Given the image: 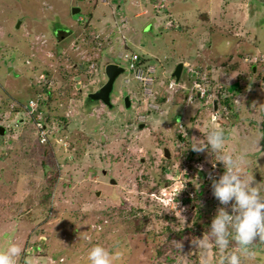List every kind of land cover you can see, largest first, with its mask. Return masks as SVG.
I'll return each instance as SVG.
<instances>
[{
  "label": "rangeland",
  "instance_id": "1",
  "mask_svg": "<svg viewBox=\"0 0 264 264\" xmlns=\"http://www.w3.org/2000/svg\"><path fill=\"white\" fill-rule=\"evenodd\" d=\"M128 51L156 73L119 76L113 109L91 100ZM179 63L199 93L170 88ZM205 82L224 88L227 112L216 92L202 99ZM0 126V252L40 245L30 264H90L100 245L112 264H220L211 223L233 202L206 179L229 153L264 186V0H0ZM193 141L205 151L188 161ZM261 246L242 264H264Z\"/></svg>",
  "mask_w": 264,
  "mask_h": 264
},
{
  "label": "clouds",
  "instance_id": "2",
  "mask_svg": "<svg viewBox=\"0 0 264 264\" xmlns=\"http://www.w3.org/2000/svg\"><path fill=\"white\" fill-rule=\"evenodd\" d=\"M134 56H137L136 60L133 59ZM141 56V54L135 52H132L130 56L127 54L123 56L120 55L119 58L121 59V62L115 64L128 69H130V65L132 63H136L138 67H143L146 64H144ZM155 73L156 72L153 74ZM210 86L211 84L209 82H205V86L202 88L207 95L215 93V90L217 89L216 86V89H213L212 91ZM175 87H187L184 89L187 94H190L188 90H190L191 93L200 90L198 89V86H188L187 84H179ZM216 94L220 96L223 102L226 100L228 103L226 99L227 96L224 92H217ZM28 102H30V104H25V107L22 105L25 108V112L32 108L31 103H33L34 100H30ZM34 112L35 109L31 115H33ZM207 142L211 145L213 150L222 148L224 145L223 130L215 129L208 136ZM189 148L195 153H203L205 151L204 146L197 141H193ZM220 160L223 162L226 171L220 177L218 182H214L213 194L222 204H229L230 201L233 203L230 205L231 213L223 208L219 210L216 217L212 220L211 230L216 238V245H218L221 249L227 248L229 236L235 240L239 247L238 252H234L227 257V264H242L243 257H251L253 255L252 248L257 239L259 242H264V186H255L256 181L253 176H247L245 179H241V176L239 175V173L243 171V160L241 159V156H236L234 158L232 154L225 153L220 156ZM200 167L203 169L202 164ZM116 184L117 182L115 185ZM168 189L169 186H167L165 190ZM200 243L204 248L211 247V245L208 244L207 239L200 241ZM37 250L44 251L45 249L40 245H34L31 247L30 253L32 254ZM31 254L27 255L18 245L11 244L6 251L0 252V264H30L28 256ZM43 256L46 257V255ZM88 259L90 264H112L111 253L100 245H96L91 248L88 253ZM220 264H225L223 258L220 260Z\"/></svg>",
  "mask_w": 264,
  "mask_h": 264
},
{
  "label": "water",
  "instance_id": "3",
  "mask_svg": "<svg viewBox=\"0 0 264 264\" xmlns=\"http://www.w3.org/2000/svg\"><path fill=\"white\" fill-rule=\"evenodd\" d=\"M80 12V8H74L73 13L77 14ZM183 64H178L177 67L174 70L173 76H176L177 81H180L181 75L183 73ZM256 68H254L255 71ZM125 71V68L121 65L118 64H110L106 67V76L108 78V82L102 86L99 90H96L95 92L91 93L89 95V98L94 101L102 102L106 106H111L110 102V94L113 90V86L117 80V78L123 74ZM126 106L129 107L130 101L129 98L127 97L125 99ZM215 108H217V104L215 102ZM5 133V129L0 126V134L3 135ZM166 157L169 158V153L166 154ZM99 195V193H98ZM167 196V195H166Z\"/></svg>",
  "mask_w": 264,
  "mask_h": 264
},
{
  "label": "trees",
  "instance_id": "4",
  "mask_svg": "<svg viewBox=\"0 0 264 264\" xmlns=\"http://www.w3.org/2000/svg\"><path fill=\"white\" fill-rule=\"evenodd\" d=\"M202 16H203V19H209L208 18V15L206 14V13H203L202 14ZM244 24H246V23H244ZM233 25V26H232ZM238 25V24H237ZM236 25V23H234V22H232L231 21V25L229 26L230 27V29H233V28H235V27H238ZM141 58L143 59V61H144V64H146V65H149V64H151V62L152 61H154V60H150L149 62L147 61V60H145V59H147V57L146 56H141ZM223 91H224V88H222L221 89V91H217V92H221V93H223ZM214 102H216V104H218L219 105V111H220V113H224V112H227L228 111V109L230 108V104H227V102H226V100L223 102L222 100H221V98H220V96L219 95H217L216 97H215V99H214ZM179 119V117H177V120ZM191 154L192 155H190L189 157H188V161H190L191 159H192V157H193V155H195L196 153L195 152H191ZM219 165H222L223 163L222 162H219L218 163ZM218 165V166H219ZM224 170H226L225 168H223V167H221V169H220V171L222 172V171H224ZM200 173H201V171H200ZM220 173H219V176H216L215 178H213V179H206V181L207 182H215V181H219V179H220ZM183 192H185V191H181L179 194H178V196L179 195H181ZM177 199V198H176ZM200 218V217H199ZM207 223H203V224H201L202 226H205ZM198 225V224H197ZM228 239H229V243H228V246H227V248H225L224 249V251H226L227 252V254L223 257V259H224V261H225V264H227V257L230 255V254H232V253H234L235 252V250H233V247L231 246V244H230V242L231 241H235L234 239H232L231 238V236H229L228 237ZM264 242H257L256 243V245H254L253 246V250L254 251H260V250H262L261 249V244H263ZM257 248V249H256ZM263 249H264V247H263ZM264 251V250H263ZM222 259V258H221ZM220 259V260H221ZM262 259H264V254H263V256H262ZM220 260H217L218 262H220ZM263 261V260H262ZM260 262V264H263V262Z\"/></svg>",
  "mask_w": 264,
  "mask_h": 264
},
{
  "label": "bare ground",
  "instance_id": "5",
  "mask_svg": "<svg viewBox=\"0 0 264 264\" xmlns=\"http://www.w3.org/2000/svg\"><path fill=\"white\" fill-rule=\"evenodd\" d=\"M157 6H159L160 8H163V4H161V5H159L158 3H156V4H153V7L154 8H158ZM132 52L131 51H128V53H127V55L128 56H130V54H131ZM110 64H115V63H110ZM109 64V65H110ZM179 64H183V72H184V69H186L187 67H185V65H184V63H179ZM178 65V64H177ZM177 65H176V67H177ZM150 67H151V64H149V65H145V66H143V67H140V68H138L137 70H135V69H128V68H125V71H124V73L123 74H121V75H124L125 74V72L128 70L129 72H131L132 74H133V79L135 78V75H136V73H138L139 71H146V70H149L150 69ZM175 67V68H176ZM155 71V70H154ZM156 72V71H155ZM187 72H188V68H187V71H186V74H187ZM173 74H174V72L172 73V80L173 81H171V84H170V87L171 86H176V85H179V84H183V85H186V83H185V80H183V73H182V75H181V79H180V81H177V78H176V76H173ZM120 75V76H121ZM148 77H152L151 76V74H148L147 75ZM146 76V77H147ZM186 77V76H185ZM119 78V77H118ZM117 78V79H118ZM137 80V79H136ZM141 80H148V78H141ZM107 82H108V78H107V80H106ZM106 82V83H107ZM146 84V83H145ZM115 85V84H114ZM140 85V84H139ZM138 85V86H139ZM200 86V85H199ZM143 87V86H142ZM174 87H171V88H174ZM177 88V87H176ZM182 89H180V91L181 92H183V93H186V91H184V89H186L185 87H181ZM222 89V88H221ZM221 89H218L217 88V90H215V92L217 93V91H221ZM175 91H178V89L177 90H175ZM197 93H199L198 91H196V93L195 94H197ZM130 95V94H129ZM126 96V94H125V96H122V98H124V100L128 97L129 98V101H130V105H129V107L128 108H131L132 107V105H131V103H132V99H131V97L130 96ZM197 97V96H196ZM202 99H206L208 96H207V94H205V93H203V95H202ZM204 99V100H205ZM213 100H214V98H213ZM110 102H111V106H106L105 104H104V106H106L108 109H113V108H115V106H114V103L112 102V96H111V94H110ZM126 103V102H125ZM212 104H213V102H212ZM213 105H215V102H214V104ZM155 112H157V110L155 109ZM148 115V114H147ZM176 123H178V121H179V119L177 120L176 119ZM141 126H142V124H141ZM164 153H163V155H164V158L165 159H170V154H171V151H170V148H168V147H166L165 149H164ZM167 153H169V158H167L166 157V154ZM216 176H214L213 178H215Z\"/></svg>",
  "mask_w": 264,
  "mask_h": 264
},
{
  "label": "built area",
  "instance_id": "6",
  "mask_svg": "<svg viewBox=\"0 0 264 264\" xmlns=\"http://www.w3.org/2000/svg\"><path fill=\"white\" fill-rule=\"evenodd\" d=\"M133 59L136 60V59H137V56H134ZM138 68H140V67H138V66L136 65V63H132V64L130 65V69H132V70H133V69L137 70ZM153 73H154V72H151V69L146 70V71H139V72L137 73V77L143 79V78H145V76H147L148 74H151V76H152Z\"/></svg>",
  "mask_w": 264,
  "mask_h": 264
},
{
  "label": "flooded vegetation",
  "instance_id": "7",
  "mask_svg": "<svg viewBox=\"0 0 264 264\" xmlns=\"http://www.w3.org/2000/svg\"><path fill=\"white\" fill-rule=\"evenodd\" d=\"M56 29H57V28H56ZM56 29L54 28V29L51 31V34L53 35L54 39H56V37H55V35H54V34L56 33ZM67 36H68V35H65V34L62 33V34H60L59 36H57L59 40H58V41L55 40V41H56L57 43H58V42H63V41H65L67 38H69V37H67ZM69 36H70V35H69ZM106 82H107V81H106ZM106 82H105L102 86H104V85L106 84ZM102 86H100V88H101ZM100 88H99V89H100ZM123 101H124V98H123ZM114 106H115V104H114ZM172 145H173V144H172ZM173 146L175 147V145H173ZM167 160H169V159H166V161H167Z\"/></svg>",
  "mask_w": 264,
  "mask_h": 264
},
{
  "label": "crops",
  "instance_id": "8",
  "mask_svg": "<svg viewBox=\"0 0 264 264\" xmlns=\"http://www.w3.org/2000/svg\"><path fill=\"white\" fill-rule=\"evenodd\" d=\"M240 1V0H239ZM179 8H180V11L183 9V4H181L180 3V6H179ZM140 15V14H139ZM244 20V21H243ZM241 22H244V23H247V21H248V18L247 17H245L244 19H242V20H240ZM249 23H251L250 21H248ZM252 24V23H251ZM145 49H147L145 46H143Z\"/></svg>",
  "mask_w": 264,
  "mask_h": 264
}]
</instances>
